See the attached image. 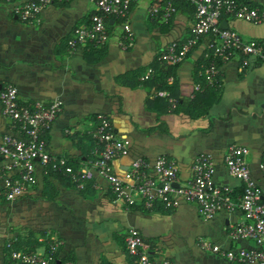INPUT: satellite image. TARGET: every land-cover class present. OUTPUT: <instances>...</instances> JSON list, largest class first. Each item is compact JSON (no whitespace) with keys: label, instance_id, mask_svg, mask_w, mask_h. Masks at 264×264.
<instances>
[{"label":"crops","instance_id":"crops-1","mask_svg":"<svg viewBox=\"0 0 264 264\" xmlns=\"http://www.w3.org/2000/svg\"><path fill=\"white\" fill-rule=\"evenodd\" d=\"M237 1L264 11V0ZM160 4L159 0L131 1L133 37L125 45L119 40L118 26L110 22L102 47L68 52L65 41L75 24L87 20L89 0L50 3L31 23L20 22L0 1V88L14 85L20 102L60 101V111L42 133L47 151L67 164L79 156L85 162L80 154L88 149L82 133L100 113L109 117L113 133L129 143L128 153L113 160L117 174L135 156L151 160L164 155L175 161L180 182L188 176L192 160L207 154L214 165V183L229 187L235 199L241 184L227 174L222 160L226 147L233 144L246 149L250 176L263 189L258 163L264 160V57L247 56L244 65L233 57L219 65L218 87L195 91L196 82H202L197 74L199 45L171 69H151L140 80L161 47L183 37L193 21L192 9L176 2L173 17L157 22L148 10ZM219 24L243 39L259 42L264 53V19L252 24L224 16ZM158 90L175 100L171 107L165 97L156 95ZM13 133L0 109V139ZM5 162L0 158V264H7L4 243L22 251L13 242L25 244L41 231L47 238L38 236V241H57L61 264H135L123 244L128 228L138 232L152 257L166 258L169 264H230L220 253L200 249L198 238L221 250L255 246L250 239L228 235L244 221L239 209L220 210L202 220L191 202H180L172 210L159 205L146 210L139 203L126 206L113 198L108 184L95 172L78 190L67 175L38 161L24 193L6 202L4 180L8 175L16 178L17 169L4 171ZM44 249L43 243L33 252Z\"/></svg>","mask_w":264,"mask_h":264},{"label":"built area","instance_id":"built-area-1","mask_svg":"<svg viewBox=\"0 0 264 264\" xmlns=\"http://www.w3.org/2000/svg\"><path fill=\"white\" fill-rule=\"evenodd\" d=\"M10 6L11 13L23 23L36 22L39 13L50 3H66L70 0H0ZM132 0H89L91 10L85 22L77 23L65 41L68 52L78 47L100 48L108 37V24L118 26L119 40L122 45L132 40L129 25V11ZM148 13L160 21H167L174 13L177 0H159ZM193 7V21L182 39L164 44L155 54V60L169 66H176L197 45L202 46L201 63L195 91L203 88H216L218 67L221 63L237 57L240 64H246L247 56L257 59L264 57L259 42L243 39L235 30L220 27V19L228 16L252 24L264 19V11L256 6L237 0H182ZM205 39L204 44H199ZM199 44V45H198ZM139 76L146 79L153 71L147 68ZM172 105L173 99L165 91H156ZM0 109L12 125L13 134L3 135L0 139V158L6 162L2 166L6 172L17 169L16 178L6 177L3 196L11 201L20 195L32 182L34 161L43 166L60 169L67 175L75 189H83L85 183L95 172L108 184L114 199L121 200L126 206L139 203L144 209L155 206L172 210L180 202H191L196 206L202 220L210 219L217 211L230 212L239 209L244 221L234 225L228 232L230 238L250 239L253 248H240L235 251L221 250L204 238H198L197 245L203 251L220 253L230 264H264V160L258 163L263 181L261 189L251 178L245 159L246 149L229 145L223 152L222 160L227 174L241 184V193L235 199L230 197L227 186L216 185L212 179L214 165L207 154L196 156L190 166L189 174L178 182L177 166L172 158L157 155L153 159L142 156L133 157L120 173H115L113 160L128 153L129 143L117 137L111 127L109 117L96 114L90 126L82 133L90 140L89 158L77 167H71L63 159L53 157L46 149L43 130L54 120L61 109L57 99L47 103L40 101L20 102L14 85L6 83L0 88ZM176 185V186H175ZM126 253L133 257L135 264H169L166 258H154L148 246L141 240L134 228H128L123 238ZM12 263L50 264L58 249V243L50 240L43 253H26L6 243Z\"/></svg>","mask_w":264,"mask_h":264},{"label":"trees","instance_id":"trees-1","mask_svg":"<svg viewBox=\"0 0 264 264\" xmlns=\"http://www.w3.org/2000/svg\"><path fill=\"white\" fill-rule=\"evenodd\" d=\"M176 2H180V3H184L186 6H187V8H190V9H192V14H193V7H192V5H190L189 3H187V2H184V1H182V0H177V1H175L174 2V6H175V8H176ZM181 5V4H180ZM157 6V5H156ZM174 15V14H173ZM173 15L169 18V19H167V20H170L172 17H173ZM155 19H156V21L157 22H161L157 17H154ZM111 24L109 23L108 24V28H110L111 26H110ZM188 31V30H187ZM187 33V32H186ZM185 33V34H186ZM184 37V36H183ZM183 37H181V38H175V39H172V40H170V41H176V40H178V39H182ZM170 41H168V42H170ZM167 42V43H168ZM206 42V40L205 39H203V40H200V43L199 44H204ZM166 44V43H165ZM198 44V45H199ZM195 47H197V45L195 46ZM194 47V48H195ZM193 48V49H194ZM201 54H202V52H201ZM200 60H201V56H200ZM199 60V62H198V64L197 65H199L200 63H201V61ZM153 64L152 65H150V68L151 69H171L173 66H169V65H165V64H163V63H160V62H158V61H156L155 60V56H154V59H153V62H152ZM149 80H152V77L149 79ZM169 96V95H168ZM175 101V100H174ZM168 107H171V105H170V103L168 102V105H167ZM83 138L85 139V144H86V146H85V149H88L90 146H91V144H90V140L89 139H86V137L85 136H83ZM80 155H83V157H84V160H87L88 158H89V155H88V153H87V151H85V150H83V152H81V154ZM132 159V158H131ZM84 161L83 160H81V158H80V156L79 157H77V159L74 161V162H71V164H69L71 167H77L79 164H81V163H83ZM67 164V163H66ZM75 164V165H74ZM50 168V167H49ZM50 169H52L53 171H58V172H60V173H62L61 172V170L60 169H57L56 167H51ZM52 171V172H53ZM9 176V175H8ZM7 176V177H8ZM11 176V175H10ZM6 177V176H5ZM24 193V191L20 194V195H18V196H16L14 199H16V198H18V197H20L22 194ZM3 199L6 201V202H10V201H8V200H6L5 198H4V196H3ZM13 199V200H14ZM12 201V200H11ZM44 237V239H46L47 238V234H46V232L45 231H41L40 233H38L37 235H35L33 238H30L25 244L23 243H17V242H13L15 245H16V247H18L19 249H21L22 251H24V252H26V253H31V252H33V250H34V248L35 247H37V246H40V245H42L43 243L45 244V247H47V244L49 243V241L48 240H45V241H38V239H37V237ZM5 244L6 243H4V245H3V249H2V253H3V255H4V257H6V261H7V264L9 263V262H11V260H10V258H9V255H8V251H7V249L5 248ZM62 263V261L60 260V261H58V257H57V252L54 254V259L52 260V262L50 263V264H61Z\"/></svg>","mask_w":264,"mask_h":264},{"label":"water","instance_id":"water-1","mask_svg":"<svg viewBox=\"0 0 264 264\" xmlns=\"http://www.w3.org/2000/svg\"><path fill=\"white\" fill-rule=\"evenodd\" d=\"M176 186V185H175Z\"/></svg>","mask_w":264,"mask_h":264}]
</instances>
